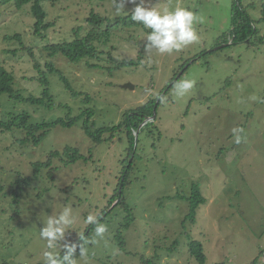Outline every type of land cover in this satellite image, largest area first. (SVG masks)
I'll return each instance as SVG.
<instances>
[{
    "label": "rangeland",
    "instance_id": "obj_1",
    "mask_svg": "<svg viewBox=\"0 0 264 264\" xmlns=\"http://www.w3.org/2000/svg\"><path fill=\"white\" fill-rule=\"evenodd\" d=\"M254 1L257 8L251 15L259 22L264 17V0ZM106 3L97 6L89 0H69L44 7L47 22L53 27L43 32L47 33L41 38L43 46L73 41L74 31L81 26L85 36L93 28L87 23L92 13L108 19L101 33L110 26L112 38L107 43L103 39L95 41L99 60H90V65L76 64L61 54L50 56L42 45L38 50L42 65L54 64L65 73L74 90L90 96L85 106L95 112L92 128L117 126L126 113L157 99L175 78L177 82L193 80L194 87L183 97L176 96L175 87L167 89L156 114L146 120L151 123L147 127L142 124L143 130L137 129L130 160L134 165L128 172L123 196L116 200L123 160L131 151L125 131L114 140L105 135L103 143L95 144L81 121L72 128L52 129L37 147L16 148L17 144L12 153L5 150L10 136H0V264H44L46 242L40 239V229L47 216L59 214L65 206L72 208L77 221L60 242V255L65 243H75L88 229L90 224L84 222L87 215L99 218L109 211L102 222L107 226L104 238L94 235L86 246L87 254L78 257L77 264H138L141 256L158 255L159 264H198L190 254L193 241L203 244L206 264H264V24H258L262 33L251 44L235 46L228 37L232 30V0H145L146 6L161 11L187 8L203 20L195 25L197 42L159 54L155 49H145L150 29L117 24L120 16L132 15L136 4L125 3L127 14L115 15L112 0ZM252 3L245 0L247 5ZM0 7L3 52L9 46L3 38L18 31L31 38L35 20L32 5L21 10L13 3ZM18 57L8 60L19 64L9 68L21 76L26 70L30 74L31 68L23 64L27 63L25 57ZM133 59L136 63L119 71L91 68L96 64L114 68L118 61ZM51 81L57 106L68 105L75 115L82 106L80 98L68 93L54 77ZM126 84L135 89H124ZM26 85L30 83L23 81L22 86ZM40 89L33 85L30 92L38 94ZM2 110L4 113L11 108ZM15 110L26 109L19 103ZM29 111L34 123L67 117L60 108L39 114L34 108ZM234 129L243 130L239 144ZM66 146L76 147L88 160L62 167L54 182L47 180V172L42 170L34 188L24 192L21 199L4 195L18 189L11 183L18 173L24 177L28 173L24 164L43 163L51 152H62ZM195 186L207 201L200 206L196 222L189 219L183 227L189 203L178 198L188 199ZM120 199L127 201L135 216L131 228L123 231V252L114 240L126 217L118 205Z\"/></svg>",
    "mask_w": 264,
    "mask_h": 264
},
{
    "label": "trees",
    "instance_id": "obj_2",
    "mask_svg": "<svg viewBox=\"0 0 264 264\" xmlns=\"http://www.w3.org/2000/svg\"><path fill=\"white\" fill-rule=\"evenodd\" d=\"M69 0H0V6H6L9 3H13L18 10L23 9L28 5H32V13L33 18L35 20L34 23V31L32 37H28L26 33H14L11 35H6L3 38V42L9 44V46L5 47L3 52H0V110L3 107L11 108L10 111L4 112L0 114L3 117H0V133L1 137H5L9 135L10 137L7 139L10 140V143L5 150L10 151L11 153L16 148H24L33 145L37 147L41 144L45 138L48 137L49 133L52 129L62 127V128H72L79 124L81 121L83 122V130L86 135L90 137L95 144H101L104 142V136L107 135L109 140H114L117 138L118 133L125 131L129 135V142L131 151L128 153V156L123 160V178L121 180V186L116 189L114 200L120 198L119 196H123V188L125 185H128V172H130L133 168L134 160L130 161L133 158V150L135 151L136 145V136L135 133L139 127L144 124V122L150 118H152L156 112V107H159L162 103V99L168 92L167 89H172L175 83H178L176 78L172 83H169V87L167 86L165 90H163L162 94L157 99H150V101L144 105L143 107L126 113L122 119V121L114 127H103L100 129L92 128L91 122L95 116L94 109L86 108V104L90 102V96H84L85 93L78 92L73 89L69 79L66 77L65 73L55 68L54 64L46 62L42 65L41 56L38 53L40 49V45H42V36L47 33L49 29L53 27L52 23L47 22L48 13L46 11L45 5L47 3L57 4L61 2H66ZM97 6H101L103 3L106 5L110 0H89ZM232 30L229 33V38L232 41L231 44L235 45L238 43H247L251 44L255 39V36L262 31L258 30V24H264V17L256 22L254 17L252 18L251 12L255 11L256 2L253 0L252 4H245V0H232ZM262 1V0H260ZM262 14L264 16V3L261 4ZM1 8V7H0ZM3 15V12L0 9V17ZM108 19H103L99 15H95L92 13V17L87 20L88 25L93 26L90 32H88L85 36L82 35V31L84 29L83 26L78 27L74 32L73 41H62L60 43H53L52 45L43 46L44 49L50 52V56H57L59 54L63 55L69 62L71 63H81L85 62L90 65V60H99L100 54L97 51L98 48L95 46V41L97 40H105V42H109L111 40L112 35V27L107 26V31L101 33L102 27L105 25V21ZM120 23H123L125 26L134 28L138 26H143L142 24L135 22L132 20L131 15L127 18H122L121 16L117 19ZM101 33V34H100ZM17 47V48H16ZM21 55V58L25 57V62L31 70L28 74L27 70L23 71L25 75H22L17 72L13 67L9 68V66L17 65L18 62H12L11 60L14 58L17 60ZM140 60L142 58L140 57ZM119 64H116L114 68L102 66L99 64L91 65V68H101L107 69L109 71H119L125 66L132 65L135 60L131 61H118ZM19 65V64H18ZM119 68V69H118ZM184 67L182 68L183 71ZM186 71H183L184 74ZM179 73V72H178ZM178 73L176 75H178ZM51 77H54L57 82L65 87V90L70 93L73 97L80 98L81 107L80 110L76 112L74 115L72 109L68 105H61V107L57 106L56 95L53 89V83L51 81ZM18 81V82H17ZM30 83V86L26 87L22 86V82ZM61 82V83H60ZM40 87V91L38 94H33L31 91L32 87ZM18 87V88H17ZM84 96V97H83ZM19 103H23L26 110L24 112H17L16 106ZM34 108V113L39 114L40 111H44L48 113L50 111H54L58 108L66 111V118H61L53 122H46L44 120L37 121L34 123L31 121L30 109ZM78 116V117H77ZM156 120V118H155ZM151 123V122H150ZM150 123L145 125L147 127ZM144 127V128H145ZM143 128V129H144ZM141 129V130H143ZM16 137H20V139L16 140ZM13 140V141H11ZM20 158H24V155H20ZM88 160L84 157L80 151L76 147L66 146L63 148V151H53L51 152L46 161L43 163H31L24 164L23 167L28 169V173L23 176V174L18 173L16 179L11 183L15 186H18L17 190H13L10 193L6 192L5 196H9L10 194L15 196L16 198H20L24 196V192L29 193L32 188H34V184L39 180V176L42 170L47 172L46 179L55 181L56 172L62 167H67L71 164H77L79 161ZM58 161L60 165L55 166V162ZM22 168V167H21ZM33 169V171H32ZM30 172V173H29ZM43 177V175H42ZM3 190V189H2ZM122 190V192H120ZM122 198V197H121ZM181 199V201H188L189 203V213L188 217L184 220L183 227H185L186 221L189 219L192 223L196 222V216L200 206L206 204V198L204 197L201 189L199 187H194L191 192L190 197L187 199ZM118 205H121V208L126 213V217L124 219V224L122 225L118 233L116 240L119 243L120 250L125 251V238L123 236V231L126 229H130L135 216L133 214V209L130 208V205L127 204V201L124 199H120ZM111 206V203H109ZM109 211L103 213L99 218V222H104L103 219H106ZM95 225H89L88 229L81 235V237L73 244L77 245V250L75 253V258H78L80 255L79 246L83 244V247L86 248L87 244L95 235L94 231ZM177 246L179 243H174ZM171 250V248H170ZM66 252L60 255L63 257ZM190 254L195 259L198 264H206L207 256L205 254L204 246L199 241H193L190 244ZM92 258V257H90ZM160 256L155 257H146L141 256L140 262L138 264H159Z\"/></svg>",
    "mask_w": 264,
    "mask_h": 264
},
{
    "label": "clouds",
    "instance_id": "obj_3",
    "mask_svg": "<svg viewBox=\"0 0 264 264\" xmlns=\"http://www.w3.org/2000/svg\"><path fill=\"white\" fill-rule=\"evenodd\" d=\"M125 3L136 4L131 18L133 21L142 24L150 29L147 34V44L145 49H155L159 54L179 51L199 40L195 25L203 20L194 11L184 7L174 9L158 10L156 7L146 6L145 0H112V11L115 15L127 14L124 11ZM195 81L182 80L175 87L177 97H183L189 90L193 89ZM163 99V98H161ZM242 129H234V139L237 144L242 140ZM77 217L70 207L65 206L59 214L47 216L46 224L40 229L39 236L46 242V250L43 251L44 264H77L75 253L77 245L65 243L63 248L66 254L60 256L58 248L60 242L65 240V234L76 223ZM84 222L95 225V235L103 239L107 232V226L100 223L94 215H87ZM79 257L87 254V249L83 244L79 246Z\"/></svg>",
    "mask_w": 264,
    "mask_h": 264
},
{
    "label": "water",
    "instance_id": "obj_4",
    "mask_svg": "<svg viewBox=\"0 0 264 264\" xmlns=\"http://www.w3.org/2000/svg\"><path fill=\"white\" fill-rule=\"evenodd\" d=\"M124 89H135L134 86H132L131 84H126L123 86ZM142 129V125L139 127V131Z\"/></svg>",
    "mask_w": 264,
    "mask_h": 264
},
{
    "label": "bare ground",
    "instance_id": "obj_5",
    "mask_svg": "<svg viewBox=\"0 0 264 264\" xmlns=\"http://www.w3.org/2000/svg\"><path fill=\"white\" fill-rule=\"evenodd\" d=\"M147 122H148V121H146V122L144 123V125L147 124ZM144 125H143V126H144ZM143 126H142V127H143Z\"/></svg>",
    "mask_w": 264,
    "mask_h": 264
}]
</instances>
